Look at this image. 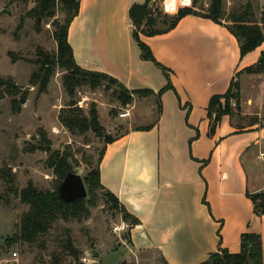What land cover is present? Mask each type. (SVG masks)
Wrapping results in <instances>:
<instances>
[{
	"label": "crops",
	"instance_id": "0c3cea01",
	"mask_svg": "<svg viewBox=\"0 0 264 264\" xmlns=\"http://www.w3.org/2000/svg\"><path fill=\"white\" fill-rule=\"evenodd\" d=\"M144 1L80 0L68 33L81 67L113 76L129 91H153L132 93L129 117L148 96L159 101L158 113L148 104L152 122H131L112 136L100 163L103 185L135 222L131 244L163 264H200L222 249L239 252L242 234L257 232L264 251V215L254 211L251 195L258 189L245 165L263 146L262 114L249 128L225 114L212 129L208 110L213 96L261 59L264 43L242 56L225 23L189 14L171 31L141 35L155 61L145 59L129 15ZM263 76L249 74L253 81Z\"/></svg>",
	"mask_w": 264,
	"mask_h": 264
},
{
	"label": "rangeland",
	"instance_id": "374dc122",
	"mask_svg": "<svg viewBox=\"0 0 264 264\" xmlns=\"http://www.w3.org/2000/svg\"><path fill=\"white\" fill-rule=\"evenodd\" d=\"M175 1L166 4L173 6ZM196 1L199 11L207 10L211 4V0ZM192 2L177 0L174 12L165 11L164 0H157L156 4L162 15H172ZM222 2L225 23L232 24V13L242 14L250 5L248 18L264 26V0ZM57 3L53 18H36L27 15L34 6L33 1L0 0V264H163L157 254L133 248L129 229L113 230L114 223L127 221L122 207L103 190L90 189L88 185L79 216L59 218L34 243L24 242L18 236L21 218L29 210L18 193L29 182L42 191L54 190L60 177L52 161L58 163L67 156L70 171L84 179L96 170L109 137L124 132L131 122H152L150 103L155 105L156 113L159 108L157 98L148 96L147 104H135L132 116L120 117L130 104L123 103L128 94L119 84L104 77L67 70L56 59L52 63L42 61L40 51L56 58V23L66 22L63 3ZM4 9L6 13L2 12ZM141 28H147L146 24L142 23ZM47 69L51 75L46 88L41 90L40 80ZM253 73L243 70L237 76L236 82L240 86L244 83L240 108L236 98H230V115L242 128L252 126L258 120L257 113L262 114L264 121V76L253 81L249 77ZM159 74L163 76L160 69ZM65 76L77 81L88 78L91 83L77 85L74 94L69 95ZM234 94L235 88L231 91ZM72 102L86 117L91 111H97L99 132L89 129L82 134L73 133L60 122L61 110ZM47 145L51 146L49 150L45 149ZM245 165L250 185L256 186V193L264 195V142L260 150L257 147L245 157ZM9 177L13 179L11 184ZM258 200L261 202L264 198ZM67 244L72 245L76 255L65 249Z\"/></svg>",
	"mask_w": 264,
	"mask_h": 264
},
{
	"label": "trees",
	"instance_id": "16d2710c",
	"mask_svg": "<svg viewBox=\"0 0 264 264\" xmlns=\"http://www.w3.org/2000/svg\"><path fill=\"white\" fill-rule=\"evenodd\" d=\"M25 3L29 1L34 2V6L27 12L29 16H35L36 18L51 17L56 14L57 2L63 3V8L66 11V22L65 24H58L54 32V37L58 44V51L56 58H52L43 52H39V57L46 63H52L53 61L59 62L61 66L67 70H74L76 72H82V74H88L93 76H100L119 84L128 94V97L123 101L124 104H131L133 101L132 93H145L151 94L153 91H129L125 86L115 77L101 71L88 70L81 67L75 60L73 48L69 42L68 33L69 26L73 19L78 15L80 9V0H23ZM153 1V5L150 2ZM171 3L173 0H167ZM223 0H211V4L207 10L199 11L196 7L197 1L193 0L192 4L187 7L180 8L175 14H161L162 11L157 7V0H145L144 3H135L130 7L129 15L133 23V38L141 49V55L145 59H152L155 61L151 48L141 39V35L153 36L163 34L174 29L179 21L186 15L196 14L201 15L218 23H225L223 20L225 8ZM249 6L245 9L246 12L242 14L232 13V24L225 23L227 28L235 35L238 39L241 47L242 56L248 52L256 49L264 43V26H260L257 21L250 20L248 18ZM158 12L157 16L154 13ZM162 17V18H161ZM145 23L147 28H141V24ZM23 20L19 25V29L22 27ZM50 57L51 60L48 58ZM52 61V62H51ZM248 72L264 73V50L261 54V59L244 69ZM243 71V70H242ZM241 71V72H242ZM239 72V73H241ZM51 75V70L47 69L44 76L41 78V90L46 88ZM238 75V74H237ZM38 81V80H37ZM84 83H91L88 78L86 80L77 81L75 78L70 76L64 77V84L69 95L74 94L75 87ZM170 84V83H169ZM235 88V94L231 95L232 89ZM162 90L157 94L161 96ZM235 97L237 106L240 108L241 102V86L233 79L229 89L224 94L215 95L211 98L209 104V116L213 118V126L220 121L223 115L232 113L230 107V98ZM224 100V102H222ZM21 102V101H20ZM75 102L68 105L67 108L61 110L59 115L60 122L73 133L79 132L80 134L85 131L92 129L93 131L99 132L101 124L99 116L96 110L90 112L89 117L84 116L78 107H74ZM113 141V137H109L107 143ZM106 143V145H107ZM100 157L98 166L94 172L89 173L84 177V182L90 189L99 188L103 190L108 196L115 200L120 206V202L113 192L107 189L100 177V163L105 153V148ZM67 156H63L58 163L53 162L55 169L60 179L57 182L56 188L52 191L39 190L32 182H29L28 186L23 188L19 193V197L22 202L29 205V210L25 212L21 218V225L18 232L19 238L27 243H34L38 240L41 235L47 233L53 224L59 218H67L69 216L77 217L82 211V201L80 199L73 203H65L58 196V187L62 183L66 174L71 170L67 164ZM13 181L12 177L8 178V182L11 184ZM264 198L263 194L254 193L251 198L254 203V211L257 215H264V200L259 201L258 199ZM122 207V206H121ZM123 213L129 226L135 223L131 219L129 214L123 207ZM126 221V220H125ZM130 233V228L129 232ZM65 249L72 255H76V250L71 244H67ZM200 264H264V251H263V240L260 233L257 232H244L241 236V250L237 253H231L227 249H222L218 252L212 253L210 257Z\"/></svg>",
	"mask_w": 264,
	"mask_h": 264
},
{
	"label": "water",
	"instance_id": "95a60500",
	"mask_svg": "<svg viewBox=\"0 0 264 264\" xmlns=\"http://www.w3.org/2000/svg\"><path fill=\"white\" fill-rule=\"evenodd\" d=\"M153 4V1L150 2V5ZM3 13H6L7 10H2ZM24 100H21L23 103ZM51 146L47 145L46 150H49ZM59 198L65 203H73L87 196L86 184L83 177L76 172L69 171L64 177L62 183L57 189Z\"/></svg>",
	"mask_w": 264,
	"mask_h": 264
},
{
	"label": "built area",
	"instance_id": "2783aa9c",
	"mask_svg": "<svg viewBox=\"0 0 264 264\" xmlns=\"http://www.w3.org/2000/svg\"><path fill=\"white\" fill-rule=\"evenodd\" d=\"M166 2H167V0H164L165 11L174 12L177 10V0L175 1V4H173V6H167ZM128 115H129V110H126V111L120 113V117H126ZM129 228H130V226H129L128 222L123 220V219L119 223H114V226H113V230L115 232L127 231ZM14 256H17L16 252H14Z\"/></svg>",
	"mask_w": 264,
	"mask_h": 264
}]
</instances>
